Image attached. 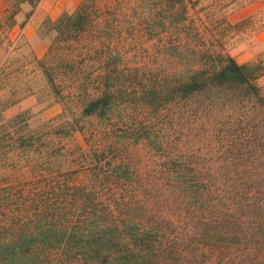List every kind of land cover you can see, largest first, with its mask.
<instances>
[{"label":"trees","instance_id":"trees-1","mask_svg":"<svg viewBox=\"0 0 264 264\" xmlns=\"http://www.w3.org/2000/svg\"><path fill=\"white\" fill-rule=\"evenodd\" d=\"M202 2L52 22L37 63L61 111L0 116V264H264V91Z\"/></svg>","mask_w":264,"mask_h":264},{"label":"rangeland","instance_id":"rangeland-1","mask_svg":"<svg viewBox=\"0 0 264 264\" xmlns=\"http://www.w3.org/2000/svg\"><path fill=\"white\" fill-rule=\"evenodd\" d=\"M78 2L38 0L33 7L22 3L13 17L3 20L7 5L15 3L0 0V65L4 68L0 76L2 119L22 113L28 126L35 127L61 111L37 61L53 38L52 22L61 14L71 12ZM202 5L217 6V23L222 16L230 22L232 26L224 31L221 39L223 47L237 63L257 68L256 82L264 91V0H203ZM220 34V25H217V36ZM2 174L0 180L5 177Z\"/></svg>","mask_w":264,"mask_h":264}]
</instances>
